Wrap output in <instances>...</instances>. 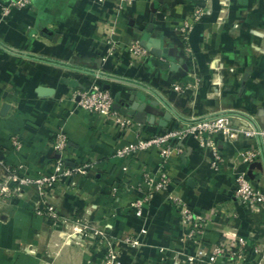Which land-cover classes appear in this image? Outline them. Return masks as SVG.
<instances>
[{
  "label": "crops",
  "instance_id": "crops-1",
  "mask_svg": "<svg viewBox=\"0 0 264 264\" xmlns=\"http://www.w3.org/2000/svg\"><path fill=\"white\" fill-rule=\"evenodd\" d=\"M196 3L203 4L206 13L183 42L165 16L178 23ZM3 4L0 0V12ZM106 35L119 48L133 39L156 40L161 54L147 51L129 64L125 53L106 56ZM95 66L150 87L180 118L166 126L158 124L159 117L152 124L135 122L136 130L118 134L101 116L79 109L71 92L98 82L127 101L132 90L144 91L97 79ZM64 79L77 81V86ZM194 80L195 91L174 88L177 82ZM40 88L50 93L41 95ZM147 98L154 96L148 93ZM218 110L241 112L234 116L236 125L264 131V0H135L129 6L118 0H33L29 7L12 9L0 19V156L5 163L25 166L21 176L51 175L57 157L52 133L62 128L72 147L68 164L87 162L89 168L54 185L48 202L56 208V222L35 213L40 200L35 187L25 189L16 201L0 199V264H98L109 246L118 249L120 264H186L196 247L185 239L180 215L165 194L149 197L140 214L130 208L142 193L140 185L146 187L143 166L154 172L165 169L171 189L208 219L202 234L205 247L247 239L241 261L225 255L211 258L208 249L193 264H264V257L258 260L253 251V246L264 248V213L255 217L241 205L231 173L232 165L244 169L264 192V135H240L235 142L217 138V150L230 159L222 171L211 168L210 153L191 135L182 140L183 153L165 164L154 148L134 158L116 154L138 136L162 134L184 118H203ZM12 135L20 139L18 150L10 143ZM251 145L260 154L241 164L239 152ZM84 227L100 232L103 240L90 237ZM127 234H139L141 245L120 242Z\"/></svg>",
  "mask_w": 264,
  "mask_h": 264
},
{
  "label": "built area",
  "instance_id": "built-area-1",
  "mask_svg": "<svg viewBox=\"0 0 264 264\" xmlns=\"http://www.w3.org/2000/svg\"><path fill=\"white\" fill-rule=\"evenodd\" d=\"M33 0H3L1 7L0 19H4L12 9H22L31 6ZM101 3L103 0H96ZM125 5H131L135 0H118ZM118 7V6H117ZM119 9V7H118ZM206 10L203 4L196 3L192 12L176 23L171 17L168 18L172 23L173 29L178 33L180 39L186 42L194 25L205 15ZM106 45V56H112L118 53H125L129 56V64H133L142 59L147 54V50L140 44V41L133 39L123 48H119L110 35L104 38ZM121 47V46H120ZM187 51L189 49L187 48ZM105 59V58H103ZM97 79H100L96 76ZM198 81H180L174 84L177 91L190 89L195 91ZM70 98L76 103L77 107L85 112L96 114L102 117L105 124L113 126L120 135L130 134L136 130V124L128 115H122L119 111L112 108L113 96L109 90L103 89L102 85L95 82L89 89H74ZM241 112L234 110H218L203 118L187 117L181 120L178 127L169 128L165 133L138 136L135 140L129 141L122 148L116 150V154L125 158H134L138 152L146 151L154 148L157 151L158 161L161 164L168 162L169 158L183 153L182 140L186 135H191L200 146L203 152L210 153V166L215 171H222L227 163L216 148L215 140L222 138L235 142L239 136L245 138L262 137L264 131L259 127H244L234 123L235 115ZM10 143L15 150L21 146L20 139L17 135L10 137ZM51 147L57 154L54 161V172L51 175H40L37 178H29L19 175V171L25 166L21 164L11 165L5 163L0 156V199L8 201H16L23 196L24 190L35 187L40 197L34 205V211L37 215L50 219L53 222L58 221V214L55 206L48 202L54 185L63 176H73L78 173L88 171L89 164L87 162L69 165L71 158V150L69 139L62 128H56L52 133ZM260 154L257 147L249 146L239 152L237 158L241 164L249 163L253 158ZM228 169L229 166H227ZM231 173L234 180V195L241 205L253 216H259L264 213V192L256 188L248 178L244 169H239L232 165ZM142 193L139 198L130 202V208L135 210L136 214H140L142 205L149 200L153 194L164 193L165 201L170 203L180 215V224L186 229L185 239L196 247L194 254L186 258V264H193L197 259H201L207 255V250L211 251V258L215 256H228L234 261L243 259V248L247 245V239L238 237L233 244H215L209 248L203 244V232L208 219L205 216L196 214L192 208L184 201L179 193L171 189V178L162 169L160 172L152 171L148 166L141 168ZM84 232H88L90 237L96 236L102 239V234L98 231H90L86 227ZM124 245L138 247L141 245L139 234H127L120 239ZM253 251L257 254L258 260L264 257V248L253 246ZM118 249L109 246L104 248L102 257L98 264H120L118 260ZM179 264H185L179 262ZM221 264H229L227 260H221ZM260 264V261L257 262Z\"/></svg>",
  "mask_w": 264,
  "mask_h": 264
},
{
  "label": "water",
  "instance_id": "water-1",
  "mask_svg": "<svg viewBox=\"0 0 264 264\" xmlns=\"http://www.w3.org/2000/svg\"><path fill=\"white\" fill-rule=\"evenodd\" d=\"M140 44L153 56L159 57L161 52L157 50V41H153L149 39L147 41H140ZM157 61V60H156ZM157 63L166 67V63ZM172 68V66H171ZM95 76L104 80H114L117 82H123L128 86H132L135 89L139 88L144 92H137L136 90H132L127 101H120L119 93L114 94L112 108L116 111H119L122 115L130 116L134 122L138 124H144L145 122L154 123L156 117H159L158 124L160 126H166L169 121L175 118H180V114L171 106V104L162 98L159 94H157L150 87L133 82L128 80H123L121 78H117L115 76L109 75L103 71H97L96 66L93 68ZM65 83H69L72 87L77 86V81L64 79ZM103 89L109 90L110 86L108 84H104ZM41 95H47L50 93V90L39 89L38 90ZM146 92V93H145ZM151 94L154 96L153 99L147 98V94Z\"/></svg>",
  "mask_w": 264,
  "mask_h": 264
}]
</instances>
